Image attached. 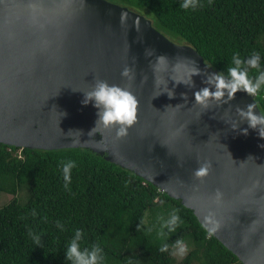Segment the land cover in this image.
I'll list each match as a JSON object with an SVG mask.
<instances>
[{"label":"water","instance_id":"obj_1","mask_svg":"<svg viewBox=\"0 0 264 264\" xmlns=\"http://www.w3.org/2000/svg\"><path fill=\"white\" fill-rule=\"evenodd\" d=\"M192 67L199 72L178 83ZM216 74L191 45L111 1L0 0V143L82 148L126 168L191 209L243 264H264V137L241 115L249 105L262 111L243 90L198 104ZM98 80L137 98L124 136L92 132L98 109L82 101Z\"/></svg>","mask_w":264,"mask_h":264},{"label":"trees","instance_id":"obj_2","mask_svg":"<svg viewBox=\"0 0 264 264\" xmlns=\"http://www.w3.org/2000/svg\"><path fill=\"white\" fill-rule=\"evenodd\" d=\"M152 21L177 44L191 45L227 78L234 55L246 61L250 80L264 71V0H108ZM264 113V86L254 95ZM76 161L65 187L62 163ZM24 191L0 207V264H70L67 245L77 229L80 248L99 245L100 264H175L174 250L186 245L179 264H243L210 236L191 209L130 170L82 148L31 149L0 143V192ZM175 212L174 229L165 222ZM57 222L63 225L57 227ZM39 236L37 244L34 237ZM163 249V250H162Z\"/></svg>","mask_w":264,"mask_h":264},{"label":"clouds","instance_id":"obj_3","mask_svg":"<svg viewBox=\"0 0 264 264\" xmlns=\"http://www.w3.org/2000/svg\"><path fill=\"white\" fill-rule=\"evenodd\" d=\"M187 9L189 7L195 8V0H184L181 5ZM165 57H159L158 60H164ZM260 56L253 55L246 61H242L238 55H234L232 58V64L234 66L229 67L228 76L229 79L226 81L222 75L216 74L210 79L215 80V91H210L208 87H205L195 94V100L198 104L206 106L210 98L219 100L225 96L227 91L228 96L234 95L236 91L243 90L250 95H255L257 91L264 86V71H260L255 80H250L248 77L247 68L242 67L246 64L248 67L256 69L259 67ZM199 69L192 67L188 70L189 80H178L177 82L189 83L191 75L197 74ZM122 76H129V70L124 69ZM169 96L173 95V92L169 90ZM93 103V106L98 109V119L96 126L92 129L97 128H115L118 137L127 134L129 127H131L137 120V109L138 101L135 95L128 89L118 85H109L104 80H98L95 87L85 94V98L82 103L87 104ZM254 106L249 105L247 111H242L241 115L244 117L250 128L258 130V134L264 137V113H257L253 110ZM247 132V129L244 130ZM77 138V142H78ZM76 167V161L68 160L62 163L63 179L65 181V187L71 183V170ZM210 165L205 163L194 170L193 175L196 178L204 177L209 170ZM221 194L217 192L216 199H220ZM209 218L205 217L207 221ZM180 220L179 216L173 212L170 218L165 222V226L169 229H174ZM215 226H218L214 220L212 221ZM57 227L62 228L59 222ZM83 232L81 229L75 231V235L67 245L65 251L66 260L70 261V264H100L103 259L102 249L99 245H94L91 249L84 248L81 250L80 241L82 240ZM34 240L39 244V236L34 237ZM163 250V249H162ZM183 251V249H181Z\"/></svg>","mask_w":264,"mask_h":264},{"label":"rangeland","instance_id":"obj_4","mask_svg":"<svg viewBox=\"0 0 264 264\" xmlns=\"http://www.w3.org/2000/svg\"><path fill=\"white\" fill-rule=\"evenodd\" d=\"M26 198H27V195L24 191H20L16 194H8V193L0 192V207L12 202L15 199L19 203H24L26 201ZM187 248L188 247L186 245L178 246L173 252L174 258L177 261H180L187 253ZM181 249H183V251H181ZM177 261L175 262V264H179Z\"/></svg>","mask_w":264,"mask_h":264}]
</instances>
